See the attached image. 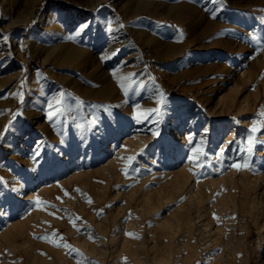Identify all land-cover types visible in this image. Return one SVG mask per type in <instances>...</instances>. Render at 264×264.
Returning <instances> with one entry per match:
<instances>
[{
    "label": "rangeland",
    "instance_id": "374dc122",
    "mask_svg": "<svg viewBox=\"0 0 264 264\" xmlns=\"http://www.w3.org/2000/svg\"><path fill=\"white\" fill-rule=\"evenodd\" d=\"M89 2L40 0L3 29L18 11L5 22L0 0V264H264V0ZM54 3L92 54L68 76L96 90L100 68L112 103L10 38ZM145 4L201 18L188 33ZM139 27L183 48L165 57Z\"/></svg>",
    "mask_w": 264,
    "mask_h": 264
},
{
    "label": "bare ground",
    "instance_id": "6f19581e",
    "mask_svg": "<svg viewBox=\"0 0 264 264\" xmlns=\"http://www.w3.org/2000/svg\"><path fill=\"white\" fill-rule=\"evenodd\" d=\"M39 1L40 0H1L2 5L4 7L3 13H4L5 22L9 21L10 17H12L15 11H18L17 19L12 20L9 23H6L3 26V29H7L19 24L27 23L33 16ZM103 1L104 0H90V2L86 4V8L95 7L96 5H98ZM130 2H128L127 4H130L128 5V7L132 8ZM145 5H149L150 6L149 9H151V11L156 13L155 15L157 17L161 16L164 17L165 19H173L177 23H180L188 31V33L189 31H192L191 29H193V27H196L197 25L196 22L198 23V21L201 18V15H199L198 10L196 9L190 10L184 5H174V6H170L167 9H165L164 8L165 6L162 4L159 5L145 4ZM73 23L74 20L72 15L68 13V11L62 5H60L59 3H54L45 6L37 14L35 23L30 30H28L27 32L25 31L17 32L13 34L10 38L12 39L13 42L14 40L17 39V41H19L21 44L20 46L22 47L24 46L26 49L33 51L34 56L40 61V64L44 66V68L47 66L60 68L57 74L53 73L52 77L54 79H57L62 83H67L68 85H71L73 88H77V90L80 89L79 91L82 92L83 96H85L86 98L95 99V100L99 99L104 102L112 103V101L118 96L117 90L115 88V85L109 80V78L107 76H103L104 73H99L101 70L100 68L98 70V67H94L87 74L101 81L102 85L99 86L98 88L96 87L97 88L96 90H92L89 88H85V89L81 88L80 85L77 83V81L70 78L67 74L69 70L82 69V66L84 64L86 66V64L90 62L92 58L91 52L78 47L77 43L73 41L74 38L76 39L78 32V31L77 32L72 31V27H73L72 25H74ZM137 35L142 39L144 43H148L155 51L159 52L165 57H172L176 54H179L181 49L183 48L180 45L163 42L161 37H155L150 35L147 32L146 28L143 27L138 28ZM6 40H7V35H4L3 39L0 40L1 49L6 48L4 47L7 46ZM48 72L51 73L49 70ZM38 77H40V75L37 72H35L32 74L30 78L32 80L31 87L33 89L34 87H36L35 82L37 81L36 79ZM11 80L12 79L7 77L0 79V88L3 86H8L11 83ZM58 98L61 103L62 93L59 94ZM56 99L57 98H55V100ZM9 103H12V101H10ZM3 124L4 123L2 124L0 123V129L4 128ZM127 141H129V139Z\"/></svg>",
    "mask_w": 264,
    "mask_h": 264
},
{
    "label": "snow or ice",
    "instance_id": "6c2138e0",
    "mask_svg": "<svg viewBox=\"0 0 264 264\" xmlns=\"http://www.w3.org/2000/svg\"><path fill=\"white\" fill-rule=\"evenodd\" d=\"M83 27H87V25H84V26H82L81 27V29H80V31H82L83 30ZM79 33L77 32V35H78ZM56 103L57 104H59L60 103V101L59 100H57L56 101ZM49 108H51L53 105H52V103H49ZM152 111H158V109H155V110H152ZM50 117H51V114H50ZM258 129H257V127L255 126V124L253 125V127L251 128V132H256ZM249 143L250 144H254V143H256V141H254L253 139H252V137H249ZM260 143H264V141H260ZM193 151L195 152V151H197L196 149H193ZM129 159V161H131L133 158L132 157H129L128 158ZM189 159L191 160L192 159V157H189ZM232 167H236L237 168V170H239L241 167H250V165L249 164H244V165H236V164H233L232 165ZM90 202V201H89ZM214 218L215 219H218V218H216L215 216H214ZM71 222V221H70ZM54 235V234H53ZM126 235H134V234H131V233H126ZM89 238H91V237H89ZM135 238H138V237H135ZM41 239H47L46 237H42ZM62 239V238H61ZM56 246H64V247H70V246H68V245H66V244H64V245H60V244H57Z\"/></svg>",
    "mask_w": 264,
    "mask_h": 264
}]
</instances>
